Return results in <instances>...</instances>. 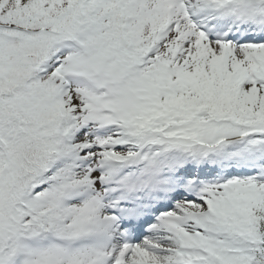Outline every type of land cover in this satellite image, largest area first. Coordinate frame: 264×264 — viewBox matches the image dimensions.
<instances>
[{
  "label": "snow or ice",
  "instance_id": "obj_1",
  "mask_svg": "<svg viewBox=\"0 0 264 264\" xmlns=\"http://www.w3.org/2000/svg\"><path fill=\"white\" fill-rule=\"evenodd\" d=\"M0 264H264V0H0Z\"/></svg>",
  "mask_w": 264,
  "mask_h": 264
}]
</instances>
